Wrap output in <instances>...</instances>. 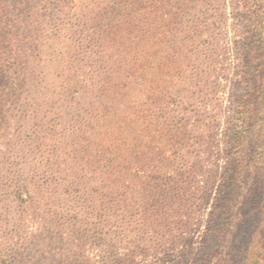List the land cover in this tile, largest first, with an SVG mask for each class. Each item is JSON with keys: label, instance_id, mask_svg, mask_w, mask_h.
<instances>
[{"label": "trees", "instance_id": "obj_1", "mask_svg": "<svg viewBox=\"0 0 264 264\" xmlns=\"http://www.w3.org/2000/svg\"><path fill=\"white\" fill-rule=\"evenodd\" d=\"M254 1L256 10L247 0H231L235 17L257 27L247 23V37L239 42L247 61L234 77L227 183L201 252L212 264L220 260L231 221L237 241L246 221L245 202L254 215V237L263 235L264 252V73L254 70L264 69L257 16L262 6L264 12V0ZM185 2L198 8L199 0H29L15 9L13 0H0V108L12 99L28 125L31 145L0 163L5 169L0 178L16 181L1 191L0 264H84L88 259L71 247L81 250L87 243L105 246L106 264H126L128 258L117 255L116 247L122 240L132 242L131 219L145 216L148 195L163 201L164 187L174 179L167 175L169 149L183 146L178 143L184 125L177 122L179 90L169 92L177 51L167 42V23L176 21L175 3ZM240 25L246 29V23ZM252 47L258 58H250ZM37 54L36 64L32 56ZM188 58L198 59L195 53ZM23 85L29 89L21 101ZM47 129L58 131L60 154L39 166L41 185L23 175L34 166L30 158ZM152 160L159 169L143 174ZM190 169H184L185 177L182 170L175 176L187 179ZM29 214L42 225L27 238ZM145 248L135 246L127 257Z\"/></svg>", "mask_w": 264, "mask_h": 264}, {"label": "rangeland", "instance_id": "obj_2", "mask_svg": "<svg viewBox=\"0 0 264 264\" xmlns=\"http://www.w3.org/2000/svg\"><path fill=\"white\" fill-rule=\"evenodd\" d=\"M18 3H29V0H13V8L17 9ZM247 3L251 9L256 10L254 5L256 1L247 0ZM197 7L193 9L192 3H175L172 12L176 21L167 23V42L177 51L176 62L171 64L172 84L169 92L179 90L176 94L173 93L177 95V106L179 105L177 122L184 124L178 142L183 146L179 150H176L177 146L169 149L167 175L174 179L167 181L163 201L153 193L148 195L144 201L146 204L143 203L145 216H141L140 220H137V216L131 219L135 237L129 240L133 244L122 240L124 243L116 247L117 255L128 258L126 264H212L205 261L204 256L202 258L201 252L206 246L204 241L210 235L209 227L212 225L210 220H217L223 189L227 183L230 149L228 138L232 133L231 121L235 102L234 77L242 70L244 61H247L244 57L246 52L243 51V46L240 47L239 42L247 37L245 35L247 23L251 28L257 25L252 21L238 20L231 0H199ZM18 15L23 16L24 12ZM257 16L259 19L262 18L258 20L259 33L264 32L263 6L257 12ZM240 23H246V29L242 28ZM37 41H41L40 36L37 37ZM250 41L251 39H248L246 44ZM255 49L256 47H252L249 54L252 59L258 58L257 53L253 54ZM193 53L198 59L189 60L188 57ZM32 57L36 64L40 61L38 54L36 58L34 55ZM254 70H258L261 75L264 73L261 67ZM21 89L18 98L23 101L27 99L26 90L29 86L23 85ZM11 101L12 99L6 100L0 108V128H4L0 136V163L3 164L12 161L18 152H26L31 146L27 139V135H30L27 131L28 125L19 117V112ZM57 132L47 129L39 134V145L30 158V161L33 159L34 166L28 165L31 168H27L28 174L26 170L23 175L26 179L34 177L37 183L43 182L44 170L39 166L60 154L56 142ZM2 166L4 165L0 164V177L5 176L1 172L5 170ZM159 167L156 161H149V167H145L146 171L143 174L147 175ZM188 167L190 176L185 179L184 169ZM179 170L184 174L183 179L175 176L177 175L175 172ZM141 176L143 175H139L136 181L137 190L143 181ZM0 180L2 181L0 199H3L1 191H8L16 181L12 179L9 181L8 178ZM256 186L258 188L261 185L256 182ZM243 187H240L238 192H243ZM160 195L161 193L158 197ZM245 203L243 213L246 221L238 231V239L235 241L233 237L231 221V227L225 232L218 255L220 260L215 264H264L263 235L259 238L254 237L255 227L252 225L254 215L249 202ZM26 224L25 233L29 238L39 233L42 221L29 214ZM28 244L25 247L32 248ZM141 245L147 246L143 250L145 252L129 259L131 257H127L129 252H134L135 246ZM59 246L60 243L55 242L51 252L56 253ZM71 249L80 251L88 259L84 264H106L105 257L107 258L108 254L103 244L93 246L87 243L81 250L75 247Z\"/></svg>", "mask_w": 264, "mask_h": 264}]
</instances>
